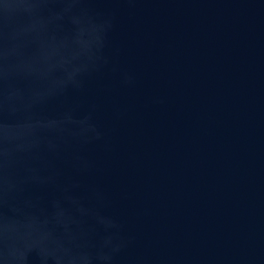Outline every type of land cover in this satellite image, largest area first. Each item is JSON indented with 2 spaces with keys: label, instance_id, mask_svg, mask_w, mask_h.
Listing matches in <instances>:
<instances>
[{
  "label": "water",
  "instance_id": "1",
  "mask_svg": "<svg viewBox=\"0 0 264 264\" xmlns=\"http://www.w3.org/2000/svg\"><path fill=\"white\" fill-rule=\"evenodd\" d=\"M0 264H264V0H0Z\"/></svg>",
  "mask_w": 264,
  "mask_h": 264
}]
</instances>
